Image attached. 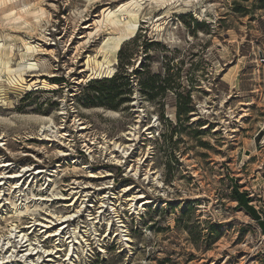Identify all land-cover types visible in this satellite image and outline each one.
I'll return each mask as SVG.
<instances>
[{
	"label": "rangeland",
	"instance_id": "1",
	"mask_svg": "<svg viewBox=\"0 0 264 264\" xmlns=\"http://www.w3.org/2000/svg\"><path fill=\"white\" fill-rule=\"evenodd\" d=\"M0 183V264L264 260V0H0Z\"/></svg>",
	"mask_w": 264,
	"mask_h": 264
},
{
	"label": "bare ground",
	"instance_id": "2",
	"mask_svg": "<svg viewBox=\"0 0 264 264\" xmlns=\"http://www.w3.org/2000/svg\"><path fill=\"white\" fill-rule=\"evenodd\" d=\"M127 7L128 6L123 7L122 9L118 10L116 13L106 14V17L108 18L110 25H112L114 28H119V27L122 28V33L119 36H113V37L111 36L108 38V41H107V43L109 45V47L107 49V55H109V57L112 59V61L115 60L116 55H117L118 51L120 50V47L122 46V43L124 44V42L126 40H128L129 38H131L134 35V33L137 29V26H138L137 25V21H138L137 13L133 10L128 11ZM124 15L127 16L126 17L127 22H124V20H125ZM112 61L103 62L105 64L104 67L101 66V68L103 67L107 70L108 75L112 74V70H111V66H112L111 62ZM28 69H33V67H28ZM127 135L134 137V135L132 133H128ZM124 150H125V148L122 149V152ZM2 167H4V166H2ZM16 177H18V176H13L10 178H16ZM7 178H9V177H7ZM17 217H18V215H17ZM70 218H71V216L65 217L64 219L59 218V220L61 221V224H62V223L69 221ZM35 226H41V225L34 222V224L30 225L27 228H32ZM10 227H11L9 230L10 236H12L11 233H14L13 234L14 239H16V240L18 239V241H19L17 243L18 244L17 246L19 248H22V250L17 252V250H16L17 247L11 246V243H10L11 238L10 239L8 238L5 246L4 247L2 246V245H4L3 243L1 244V246H2V249H5L4 255L7 254V257L9 258V260H7V261L3 260L1 262V264H9V263L13 262L15 260V258L18 256L19 252H23L20 259L23 258V259H25V261H30L32 264L38 263V261L40 260V257H37L36 261L28 259L31 255H38V251L36 250L37 248L33 247V244L29 243V239H27L25 234H23L21 231H17L18 227H15V225L13 227L12 226H10ZM44 227L45 226H41V228H44ZM46 228H47V226H46ZM15 234H19V235L17 236ZM57 234H58L57 230H54L52 232V236H57ZM50 236H51V234H50ZM15 252H16V256H14V260L10 259V258H13V254ZM42 253L46 254V255H50L52 252L50 254H48L49 252L43 251ZM46 257H48V256H46ZM0 258H2V257H0ZM46 261H49V258Z\"/></svg>",
	"mask_w": 264,
	"mask_h": 264
},
{
	"label": "trees",
	"instance_id": "3",
	"mask_svg": "<svg viewBox=\"0 0 264 264\" xmlns=\"http://www.w3.org/2000/svg\"><path fill=\"white\" fill-rule=\"evenodd\" d=\"M115 80H114V78H111V79H104V80H102V81H96V82H91V83H89V85H88V87H90L91 85H94V84H101V83H108V84H111V83H113ZM115 87H113L112 88V90L114 89ZM106 98H110V99H113L114 97H109V95H107V93H105V92H103V91H100V93L99 94H97V95H94V97H93V99H91L90 97L89 98H87V101H88V103L90 104V105H95V104H97V105H101L102 104V102L104 101V100H106ZM178 109H180V107H178ZM235 194H236V192H235ZM236 201H237V204L239 205V206H241V208L249 215V216H251L253 219H255L254 218V213H253V211H252V209L251 208H249L248 207V200H247V198H245V196L244 195H238V194H236Z\"/></svg>",
	"mask_w": 264,
	"mask_h": 264
},
{
	"label": "crops",
	"instance_id": "4",
	"mask_svg": "<svg viewBox=\"0 0 264 264\" xmlns=\"http://www.w3.org/2000/svg\"><path fill=\"white\" fill-rule=\"evenodd\" d=\"M254 213V218L255 221L260 229L261 234L263 233V237H264V212H262V215H260L257 212H253ZM256 264H264V260L257 262Z\"/></svg>",
	"mask_w": 264,
	"mask_h": 264
},
{
	"label": "built area",
	"instance_id": "5",
	"mask_svg": "<svg viewBox=\"0 0 264 264\" xmlns=\"http://www.w3.org/2000/svg\"><path fill=\"white\" fill-rule=\"evenodd\" d=\"M247 197L250 198V196H247ZM254 208L256 209V212L259 213L260 215H262V212H264V206L263 205L255 206ZM260 209L262 212L260 211Z\"/></svg>",
	"mask_w": 264,
	"mask_h": 264
}]
</instances>
